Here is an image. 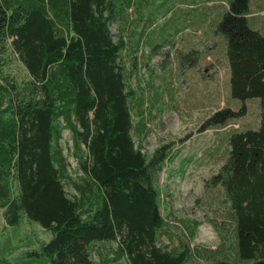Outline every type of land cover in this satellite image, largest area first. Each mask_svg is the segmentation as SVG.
Instances as JSON below:
<instances>
[{
    "label": "trees",
    "instance_id": "1",
    "mask_svg": "<svg viewBox=\"0 0 264 264\" xmlns=\"http://www.w3.org/2000/svg\"><path fill=\"white\" fill-rule=\"evenodd\" d=\"M227 5L216 30L225 39L228 94L239 104L215 109L203 123L224 125L254 100L258 124L225 131L226 154L205 184L219 185L228 203L222 226L231 241L218 251L222 263L264 264V31L248 24V0ZM130 7L137 18L142 7L149 11L146 0H0V207L9 225L25 215L52 233L23 264L207 259L188 237L173 246L161 242L168 224L156 180L173 150L165 143L148 154L134 139L146 121L140 111L134 123L131 106L143 99L122 56L128 27L137 23ZM151 21L147 16L142 28ZM64 130L77 177L64 153ZM98 242L111 244V257L101 255Z\"/></svg>",
    "mask_w": 264,
    "mask_h": 264
},
{
    "label": "rangeland",
    "instance_id": "2",
    "mask_svg": "<svg viewBox=\"0 0 264 264\" xmlns=\"http://www.w3.org/2000/svg\"><path fill=\"white\" fill-rule=\"evenodd\" d=\"M146 2L149 11L142 7L143 17L137 18L136 8H129L137 23L128 27V46L122 56L129 83L143 99V105L131 106L134 123L140 121V111L146 121L143 128L133 131L137 145L148 154L165 143H170L173 150L156 180L168 224L161 242L173 246L180 237H188L189 246L196 245L202 255L207 254V259L199 260V264H211V258L218 259L215 264H225L220 258L222 252L218 251L226 250L231 241L230 228L222 226L229 217L228 203L220 186L208 187L205 180L215 175L226 154L225 131L258 124L254 100L247 101L245 115L228 119L224 125L210 127L203 123L215 109L224 106L236 109L239 104L228 94L230 72L224 57L225 39L216 30L228 0ZM247 10L246 20L251 28L264 31V0H248ZM147 16L152 21L142 28ZM111 26L113 32L119 33L117 21ZM189 48L198 50L193 54ZM189 51L192 54L185 60ZM18 65L15 62L14 72L21 69ZM61 142L70 162V174L77 177L80 172L72 155L69 130H64ZM4 210L0 207V264H23L28 260L26 253L38 249L52 233L25 215L19 224L11 226ZM96 246L102 256L111 257L109 242H98ZM93 257L99 260L98 251ZM107 264L131 263L123 258Z\"/></svg>",
    "mask_w": 264,
    "mask_h": 264
}]
</instances>
